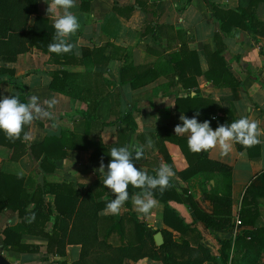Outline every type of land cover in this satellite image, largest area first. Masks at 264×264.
Listing matches in <instances>:
<instances>
[{"label": "crops", "instance_id": "1", "mask_svg": "<svg viewBox=\"0 0 264 264\" xmlns=\"http://www.w3.org/2000/svg\"><path fill=\"white\" fill-rule=\"evenodd\" d=\"M209 1L237 13L244 10L251 15L249 21L256 31L237 25L232 18L228 20L227 30L220 32ZM47 3L51 5V0H35V14L45 17L47 23L53 25L59 12L53 8L48 14ZM76 3L77 7L71 11L77 16L80 29L69 39L75 47L67 54V61L62 58L49 60L48 53L34 45L16 53L12 60H6L0 54V68L4 69L0 72V97L20 93V100L27 102L28 97L35 95L41 105L53 113L52 118L37 119L25 128L27 136L21 139L24 145L18 144L24 146L23 153L17 159H11L10 149L0 144V172L24 177L29 192L43 180L66 181L73 189H83L95 178L103 184L102 174L97 169L101 159L105 165L109 163L112 147L145 145L150 138L153 146L145 148L143 159L133 161L134 165L155 173L162 164L172 168L175 175L170 184L178 199L169 200V204L183 220H194L191 224L194 231L183 234L164 223L161 215L163 202L155 197L158 204L150 214H140L132 199L141 193V189L129 191V209L152 233L159 230L162 234L166 230L176 240L184 237L191 246L196 241L205 246L212 258L201 264H235V244L231 242L222 256L219 239H233L240 229L264 226L263 195L253 197L257 215L252 224L235 222L236 218L240 219V209L251 204L242 202L245 187L264 183V135L260 137L262 142L251 148L238 149L234 145L227 155H221L218 148L206 152L210 161L229 167V184L226 186L223 173L212 169L208 161L202 162V169L187 177L176 173L187 166V158L195 160V154L189 150L187 139L182 138L186 136L175 135L174 126L178 123L182 126L179 121L181 113L191 118L199 112L196 117L199 122H211L215 120L213 117L226 115L229 110L234 120L246 116L261 122L264 128V0L250 3L248 0H76ZM30 16L34 19V14ZM154 21L165 27L158 33L148 31L141 36L143 23ZM249 21L247 16L240 19L245 25ZM214 31L220 33L219 43H215L212 37ZM48 35V30L39 31L43 38ZM181 41L196 56L194 60L190 53V66L177 69L171 54L177 51ZM216 47L222 58L219 66L216 62V67H224L226 72L223 79L234 78L239 84L213 83L205 77L207 55L210 56ZM77 52L80 54L76 55ZM129 63L131 65L127 66ZM53 72L57 73V79L51 87ZM49 100H55L52 109H47L44 104ZM93 101L97 102L96 118L87 119L81 113ZM60 131H64L67 137L70 131L78 136L84 134L85 137L78 141L82 144L89 142L68 148L63 157L54 159L53 168L45 171L39 166L40 159L30 152L29 145L40 141L44 135H57ZM175 137H181L178 140L184 146L186 156ZM93 190L96 200L115 198L105 186L98 185ZM213 193L229 196L230 223L226 227L207 226L196 217L191 206L193 203L210 214L212 201L209 195ZM42 197L51 204L52 193L44 192ZM104 209H99L98 214H107ZM125 209L123 206L121 212ZM54 213L52 210L45 222V230H50ZM18 221L16 211L10 208L0 211V252L12 264H69L77 258L78 243H67L64 254L59 256L45 251L44 236L27 232L21 233L20 240L38 244V251L4 249L1 231L4 226ZM106 240L112 244L120 243L115 231H111ZM123 264L162 263L159 259L141 256L125 258Z\"/></svg>", "mask_w": 264, "mask_h": 264}, {"label": "trees", "instance_id": "2", "mask_svg": "<svg viewBox=\"0 0 264 264\" xmlns=\"http://www.w3.org/2000/svg\"><path fill=\"white\" fill-rule=\"evenodd\" d=\"M251 1L248 0V3ZM209 3L214 17L218 20L220 32L227 30L228 20L232 18L235 19L237 25H243L249 31H256L249 21L251 15L246 14L244 10L237 13L231 9L219 8L212 1H209ZM35 12V0H0V54L6 60H12L16 53L34 45L47 52L49 60L59 61L62 58V60L67 61L69 59L67 54L57 55L48 51V45L53 42L54 28L47 23L45 17L35 14ZM31 14H34V19L32 24L29 25L28 18ZM244 16L248 18L249 24L247 25L240 23V19ZM162 27L165 26L156 21L154 23L144 22L140 35L142 36L148 31L158 33V30ZM42 29L49 31L47 38L39 36V31ZM212 37L215 43L221 41L218 31H214ZM203 48L205 50L206 46ZM219 51L216 47L210 56L207 55L205 77L213 83L239 84V81L234 78H230L229 81L223 79V75H226L225 68L216 67V62L218 66L222 62ZM190 53L193 54L195 60V52L187 50L186 43L181 41L177 51L171 54L175 68L179 69L180 67L183 69L185 65L190 66ZM130 65L129 63L127 66ZM2 70L4 69L0 68V72ZM213 74L217 77L214 78ZM51 76L50 86L54 87L57 73L53 72ZM259 82L262 84L261 81ZM96 103V101H93L88 104V109L81 113L83 117L87 119L96 118L94 113ZM232 121H234V118L230 111L226 110V115H216L215 120H211L210 125L217 127L221 124H229ZM23 137L24 134H22L20 139L10 141L3 132H0V144L6 145L10 149L9 157L11 159H17L23 153L24 146L20 147L18 145H24L21 141ZM66 137L65 132L60 131L57 135H44L40 141L29 145V150L33 156L40 159L39 166L41 169L45 171L51 170L54 166V159L63 157L68 148L84 146L89 142L82 144L78 140L81 137H85V135L78 136L71 131ZM179 138L175 137L174 139L182 150L184 146L178 140ZM182 138L187 139V137ZM235 146L238 149L243 147L240 144H235ZM94 151L95 148L91 153V159ZM182 152L186 156L184 149ZM187 161V166L182 170L176 171V173L182 177H187L202 169L200 167L202 162L208 161L212 164V169L223 173L225 185L228 186L229 167L216 161H210L206 157V152L195 154V160L187 158ZM147 173L152 176L156 175L155 171L151 170H147ZM101 178L104 180L103 175ZM99 182L95 178L90 185H86L83 189L79 187L73 189L71 183L66 181L48 182L43 180L41 184H36L32 187L29 192L24 177L0 172V211L3 208H10L16 211L19 217L18 222L3 227L1 231L2 247L20 252L38 251V244L20 240L21 233L27 232L44 236L46 238L45 251L59 256L64 254V248L67 243H78V256L70 261L69 264H123V259L125 258L137 259L141 256L159 259L162 264H201L203 260L212 258L208 249L202 244L196 241L195 245L191 246L186 238L181 237L176 240L166 230L162 231V243L155 245L151 238L152 231L148 230L143 221L139 220L129 209V200L124 205L126 209L119 215H99L97 211L106 207V204L111 200L94 199L96 194L93 187L102 185V188H104L103 184ZM135 189L137 188L129 186L128 191ZM182 190L185 192L186 197H189L186 190L184 188ZM44 192L53 194L51 204L43 199L42 194ZM256 195L264 196V183L262 186L247 185L245 187L242 194V202L251 204L240 209V222L245 224L253 223L257 215V207L253 198ZM153 196L163 202L161 215L164 223L183 234L188 231H194L193 226H191L194 220H183L178 215L175 207L169 204V200L178 199L172 186L163 193L158 189L154 190ZM209 197L212 201V212L210 214L201 211L191 203L196 217L212 228L228 226L230 223L229 196L227 194L213 193ZM52 210L55 213L51 228L48 231L44 229V225L49 219ZM32 213L35 214V218L30 220ZM111 231L117 233L120 243L112 244L107 242L106 237ZM231 242L236 247L235 264H264V226L240 229L233 239H219V252L222 256H224V249L229 247Z\"/></svg>", "mask_w": 264, "mask_h": 264}, {"label": "clouds", "instance_id": "3", "mask_svg": "<svg viewBox=\"0 0 264 264\" xmlns=\"http://www.w3.org/2000/svg\"><path fill=\"white\" fill-rule=\"evenodd\" d=\"M75 7H77L76 0H51V5L48 4V14L53 8L59 12L52 25L54 36L53 42L48 45L50 53L57 55L72 53L75 45L70 43L69 39L80 29L79 20L71 11ZM44 104L47 109H52L55 100L45 101ZM52 116L53 113L41 105L38 96L28 97L27 102L20 100V93L0 97V132H3L10 141L20 139L22 134L26 138L27 133L24 130L27 126H31L37 119L52 118ZM197 116L199 112L191 118L181 113L179 121L182 122V126L181 123L174 126L175 135L186 136L188 148L194 154L218 148L221 155H227L235 144L247 149L262 142L260 137L264 135V128L259 121L242 116L229 124L218 125L213 130L209 120L199 122ZM152 146L153 142L149 138L145 145L112 147L109 163L105 165L101 159L97 170L104 176L103 185L115 196L106 204L104 212L119 215L129 200L128 189L132 186L142 190L132 199L137 211L143 215L150 214L158 204L153 191L158 189L163 193L171 187L170 180L175 173L168 164H162L156 170L155 176L134 165L133 161L143 159L145 148L150 149ZM34 218L35 214L32 213L30 220Z\"/></svg>", "mask_w": 264, "mask_h": 264}, {"label": "water", "instance_id": "4", "mask_svg": "<svg viewBox=\"0 0 264 264\" xmlns=\"http://www.w3.org/2000/svg\"><path fill=\"white\" fill-rule=\"evenodd\" d=\"M32 19H33V16H30L29 17V20H28V24L30 25L32 23ZM152 241L155 245H159L162 243L163 241V238H162V234L159 230H156L152 233ZM0 264H12L11 262H9L5 256L0 252Z\"/></svg>", "mask_w": 264, "mask_h": 264}, {"label": "built area", "instance_id": "5", "mask_svg": "<svg viewBox=\"0 0 264 264\" xmlns=\"http://www.w3.org/2000/svg\"><path fill=\"white\" fill-rule=\"evenodd\" d=\"M235 222H237V223H238V222H239V219H237V218H236V219H235Z\"/></svg>", "mask_w": 264, "mask_h": 264}, {"label": "rangeland", "instance_id": "6", "mask_svg": "<svg viewBox=\"0 0 264 264\" xmlns=\"http://www.w3.org/2000/svg\"><path fill=\"white\" fill-rule=\"evenodd\" d=\"M48 259V258H47Z\"/></svg>", "mask_w": 264, "mask_h": 264}]
</instances>
